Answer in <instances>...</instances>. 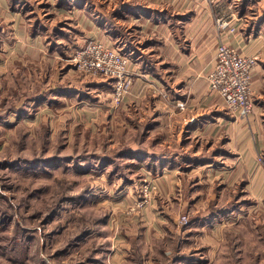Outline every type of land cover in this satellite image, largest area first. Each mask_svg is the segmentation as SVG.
Listing matches in <instances>:
<instances>
[{
	"label": "rangeland",
	"instance_id": "rangeland-1",
	"mask_svg": "<svg viewBox=\"0 0 264 264\" xmlns=\"http://www.w3.org/2000/svg\"><path fill=\"white\" fill-rule=\"evenodd\" d=\"M67 1L0 0V264H264V149L259 169L244 177L223 121L215 133L178 138L157 128V72L147 70L158 80L146 85L149 95L137 103L126 97L140 75L124 40L132 22H113L120 6L112 0L99 9L90 0L83 13L97 21L100 11V21L113 26L107 46L72 23L82 6L70 12ZM230 2L235 20L264 14V0ZM216 8L214 20L225 18V7ZM89 41L128 60L131 85L118 104L111 78L91 76L71 60ZM217 101V113L230 119ZM169 140L186 148L175 150L174 168L207 162L210 171H180L171 183L147 168L148 154L173 151ZM131 147L147 154L127 152Z\"/></svg>",
	"mask_w": 264,
	"mask_h": 264
},
{
	"label": "crops",
	"instance_id": "crops-1",
	"mask_svg": "<svg viewBox=\"0 0 264 264\" xmlns=\"http://www.w3.org/2000/svg\"><path fill=\"white\" fill-rule=\"evenodd\" d=\"M106 1L109 0H98L97 9L104 7ZM67 2L70 12L75 8V4L79 3L82 6L79 9L75 8L74 12L77 11L80 16L77 20L73 18L72 23L76 22L83 32L84 27L89 29L92 33L90 38L100 39L105 45H110L109 30L113 26L106 23L107 20L100 21L99 16H103V13L98 11L97 21L83 13L86 5H94L92 1ZM108 4L110 5V2ZM111 4L113 7L120 6L115 10L114 23H119V19L124 16L132 22L128 27H132L131 31H128V39L124 40H127L132 53L133 69L140 70V75L134 78L133 87L126 95L127 100L137 103L148 94L146 91L149 87L146 85L153 87L158 80L155 76H150L151 73L147 70H155L160 77L159 84L163 87L161 95L158 96L161 110L159 124L155 125L157 128H162L166 134L174 132L177 138L185 133L212 134L216 132L218 124L222 125L219 122L221 120L229 134L227 146L233 150L234 141H237L234 162L237 168H240V176L250 175V169H259L261 165L259 153L264 149V14L260 15L259 10V14L252 19L235 20L233 13L228 14L230 9L227 6H231L230 0H112ZM158 6L161 7L159 11L156 9ZM218 6L225 7V18L237 29L236 33L229 34L228 42L244 53L259 56L251 82L254 107L247 116L239 113L231 115L232 112L229 111L230 119L228 117L223 119L216 110L217 95L212 94L207 86L206 76L215 63L217 36L214 12ZM57 9L60 11L62 7ZM106 27L109 29L106 30ZM132 30L135 32L132 33ZM152 51H157L159 56L152 59ZM146 71L147 74L144 75ZM138 78L145 86L138 84ZM166 143V149L173 151L157 153L152 158L156 165H162L158 172L169 182L174 183L180 171L185 174L188 169L193 172L196 168L205 170L211 167V163L207 162L201 164L187 162L183 163L185 167L183 164L180 165L183 166V171L180 167L174 168L176 164L173 162L174 157L178 153L175 150L186 148L180 143L177 147H172L170 140L164 142ZM131 149L137 150L138 147ZM208 170L210 171V168ZM262 173L263 170L260 168V176Z\"/></svg>",
	"mask_w": 264,
	"mask_h": 264
},
{
	"label": "built area",
	"instance_id": "built-area-1",
	"mask_svg": "<svg viewBox=\"0 0 264 264\" xmlns=\"http://www.w3.org/2000/svg\"><path fill=\"white\" fill-rule=\"evenodd\" d=\"M214 28L217 45L214 67L206 77L208 89L220 98L230 112L247 116L253 108L251 82L258 56L244 54L228 42L229 34L236 33L237 29L226 18L217 17ZM71 60L79 70L91 76L111 78L116 104L129 91V63L117 49H110L98 41H89L75 51Z\"/></svg>",
	"mask_w": 264,
	"mask_h": 264
},
{
	"label": "trees",
	"instance_id": "trees-1",
	"mask_svg": "<svg viewBox=\"0 0 264 264\" xmlns=\"http://www.w3.org/2000/svg\"><path fill=\"white\" fill-rule=\"evenodd\" d=\"M12 8L15 9V6L13 5L12 3ZM127 150V149H126ZM126 150L124 152H126ZM123 150L122 151H118L114 156L115 157H122L123 154H124ZM127 152H132V153H135L137 156H142V155H146L147 154V150L146 148L144 147H138L137 150H133V149H130V151H127ZM151 158H150V161L147 163V168H149L151 171H155L156 169H160L162 167L161 164H155L154 163V159L152 157H154V154L151 155V154H148ZM160 155V154H159ZM114 156H108V155H102L101 158L107 160L108 162H112L115 160V157ZM157 156V155H155ZM104 161V160H103ZM206 221L208 220H211L210 217H208L207 219H205ZM179 258V255L177 254V256L175 255L174 258H172V261L174 262L176 259ZM172 264V263H170ZM174 264V263H173Z\"/></svg>",
	"mask_w": 264,
	"mask_h": 264
}]
</instances>
